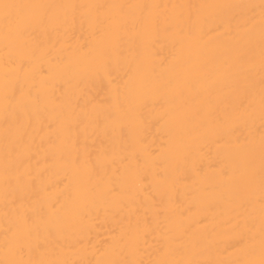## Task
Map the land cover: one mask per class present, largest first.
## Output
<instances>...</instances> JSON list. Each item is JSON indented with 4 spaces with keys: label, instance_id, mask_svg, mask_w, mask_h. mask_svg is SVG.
I'll use <instances>...</instances> for the list:
<instances>
[{
    "label": "bare ground",
    "instance_id": "obj_1",
    "mask_svg": "<svg viewBox=\"0 0 264 264\" xmlns=\"http://www.w3.org/2000/svg\"><path fill=\"white\" fill-rule=\"evenodd\" d=\"M0 264H264V0H0Z\"/></svg>",
    "mask_w": 264,
    "mask_h": 264
}]
</instances>
